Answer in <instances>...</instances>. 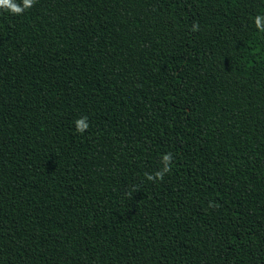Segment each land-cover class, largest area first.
Listing matches in <instances>:
<instances>
[{
	"label": "trees",
	"instance_id": "obj_1",
	"mask_svg": "<svg viewBox=\"0 0 264 264\" xmlns=\"http://www.w3.org/2000/svg\"><path fill=\"white\" fill-rule=\"evenodd\" d=\"M258 15L264 0L0 9V264H264Z\"/></svg>",
	"mask_w": 264,
	"mask_h": 264
},
{
	"label": "clouds",
	"instance_id": "obj_2",
	"mask_svg": "<svg viewBox=\"0 0 264 264\" xmlns=\"http://www.w3.org/2000/svg\"><path fill=\"white\" fill-rule=\"evenodd\" d=\"M36 0H22V5L18 4L16 0H0V9L10 12L11 14L19 15L22 14L26 9L31 8L35 4ZM264 16L258 15L255 17L256 27L264 32V26H262ZM199 25L193 24L192 31H198ZM75 128L78 133H84L89 128L88 119L86 116L78 118L75 121ZM172 154L167 153L162 156V168L154 174H145L148 181L156 182L157 180H163L164 175L170 172Z\"/></svg>",
	"mask_w": 264,
	"mask_h": 264
}]
</instances>
